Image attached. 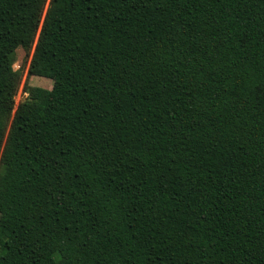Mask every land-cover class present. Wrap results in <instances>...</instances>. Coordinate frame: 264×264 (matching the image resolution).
I'll return each mask as SVG.
<instances>
[{
  "label": "trees",
  "instance_id": "1",
  "mask_svg": "<svg viewBox=\"0 0 264 264\" xmlns=\"http://www.w3.org/2000/svg\"><path fill=\"white\" fill-rule=\"evenodd\" d=\"M0 264H264V0H0Z\"/></svg>",
  "mask_w": 264,
  "mask_h": 264
},
{
  "label": "rangeland",
  "instance_id": "2",
  "mask_svg": "<svg viewBox=\"0 0 264 264\" xmlns=\"http://www.w3.org/2000/svg\"><path fill=\"white\" fill-rule=\"evenodd\" d=\"M33 49L30 53L25 52L23 49H18L16 52V60L13 65L14 69L19 71L22 75V81L20 84V88L15 97V110L24 100L28 98L27 89L28 87H40L44 89H52L53 81L47 78L31 76L28 74L29 66L31 63ZM14 115V114H13Z\"/></svg>",
  "mask_w": 264,
  "mask_h": 264
}]
</instances>
